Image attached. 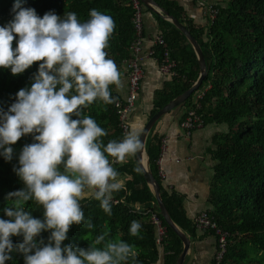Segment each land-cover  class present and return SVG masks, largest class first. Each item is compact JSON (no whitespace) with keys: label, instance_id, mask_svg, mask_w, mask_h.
Here are the masks:
<instances>
[{"label":"trees","instance_id":"obj_1","mask_svg":"<svg viewBox=\"0 0 264 264\" xmlns=\"http://www.w3.org/2000/svg\"><path fill=\"white\" fill-rule=\"evenodd\" d=\"M138 1L142 9L149 10ZM155 1L196 38L207 68L198 89L179 105L184 108L179 122L189 108L199 103L196 112L203 125H226L225 131L215 133L211 140L210 207L206 209L228 232L227 247L220 264H264V0H226L213 4L217 11L212 20L208 18L206 27L193 23L174 0ZM12 3L13 0H0V26L11 19ZM22 6L32 7L38 16L46 11L58 16L71 11L80 22L89 18L90 8L109 15L114 21V29L104 51L115 62L121 73L120 79L127 75L124 62L132 56L131 45L136 36L134 0H25ZM154 16L163 43L153 44L152 55L158 62L167 52L174 66L173 75H168L161 87L154 90L147 118L190 87L199 74L196 55L182 32L169 20L155 13ZM11 45H16L15 34ZM41 62L34 61L17 74L0 67V111L8 109L20 88L30 86ZM108 88L114 97L112 103L104 104L97 99L82 110V115L92 117L105 130L106 134L100 137L101 144L124 137L115 105L123 97L116 85L110 84ZM199 92L202 95L196 98ZM154 126L145 141L149 169L159 183L162 203L173 223L188 238L196 239L198 231L186 215L182 195L162 185L157 162L162 141L161 136L153 132ZM36 134H22L11 143V159L0 156V218L11 219L3 211L5 207L17 204V197L10 193L26 190L14 169L19 167L18 155L22 147L35 142L33 136ZM132 156L133 159L124 158L118 162L109 157L117 173L115 180L123 185L110 194L111 214L101 209L99 201L91 195L92 189L85 186L79 200L84 218L79 224L69 225L61 247L99 248L109 241L123 240L135 249V264H175L182 243L159 214L165 231L160 243H156V230L150 219L158 212L154 194L135 154ZM19 206L32 217L43 220L42 205L29 199L21 201ZM133 220L141 225L135 236L128 231ZM50 232L51 229H42L34 236L38 247L51 243ZM101 235L103 239L96 243V237ZM10 240L13 249L4 264H24V254L16 250L22 235L10 234Z\"/></svg>","mask_w":264,"mask_h":264},{"label":"clouds","instance_id":"obj_2","mask_svg":"<svg viewBox=\"0 0 264 264\" xmlns=\"http://www.w3.org/2000/svg\"><path fill=\"white\" fill-rule=\"evenodd\" d=\"M24 2L13 0L11 19L0 26V67L17 74L34 61L42 62L30 86L20 88L8 109L0 111V156L11 159V143L22 134H37L35 142L22 147L14 169L26 190L10 193L17 204L3 209L11 219L0 218V264L13 249L10 234L22 235L16 250L24 254V264H135L137 253L123 240L99 248L61 247L69 225L84 218L79 203L84 187L92 189L101 209L111 214L110 194L123 185L115 180L109 157L123 161L142 147L135 131L101 144L105 130L82 115L94 100L112 103L108 86H120L121 73L104 51L114 21L95 8L83 22L71 11L38 16L32 7H23ZM29 199L42 205L43 220L19 206ZM140 227L131 221L129 234L137 235ZM42 229H51V243L38 247L34 236ZM102 239L97 236L96 243Z\"/></svg>","mask_w":264,"mask_h":264},{"label":"crops","instance_id":"obj_3","mask_svg":"<svg viewBox=\"0 0 264 264\" xmlns=\"http://www.w3.org/2000/svg\"><path fill=\"white\" fill-rule=\"evenodd\" d=\"M184 10L186 16L195 24L208 25L209 5L223 3L226 0H174ZM142 36L140 43V63L142 67L141 87L129 116V132H140L152 107L154 90L160 88L169 77L158 70L156 58L152 55L154 39L158 36V25L154 13L146 8L141 11ZM118 91L124 98L128 92L127 75L120 79ZM139 108V109H138ZM183 107H175L163 114L156 122L153 132L161 136V152L158 168L161 171L162 185L174 190L183 197L187 217L192 220L201 210L209 209L208 203L213 160L209 155L211 140L220 124L209 123L194 128L186 136L179 126ZM133 159L126 156L125 159ZM194 246L191 264H213L215 238L210 233L197 232V238H189ZM189 255L184 258V264Z\"/></svg>","mask_w":264,"mask_h":264},{"label":"built area","instance_id":"obj_4","mask_svg":"<svg viewBox=\"0 0 264 264\" xmlns=\"http://www.w3.org/2000/svg\"><path fill=\"white\" fill-rule=\"evenodd\" d=\"M134 28L136 36L131 45L132 56L127 58L124 62V67L127 72L128 79V92L124 98H121L116 101V108L119 114V124L122 128L123 134H127L129 131V116L133 111L135 100L139 94L141 87V78H142V67L140 63V43H141V34H142V25H141V11L142 5L138 0H134ZM209 20H212L216 14V8L213 5L207 7ZM154 42L163 43V39L160 35L156 36ZM158 70L161 73L167 75H173V66L174 62L171 60L167 52L163 53L160 61L157 62ZM202 92H199L196 95V98L201 97ZM199 107V103H196V106L189 108L184 118L179 122V126L182 129L183 133L188 136L190 132L198 127L203 125L201 117L197 114L196 109ZM116 162V161H115ZM158 162V161H157ZM159 169V168H158ZM159 175L161 171L159 169ZM151 223L155 226L156 230V243L159 244L164 236V228L161 224L160 219L158 218V212H155L151 215ZM195 229L200 233H210L215 238V252L213 256V264H220L227 247L228 232L222 229L214 217L206 210L199 211L194 218L192 219Z\"/></svg>","mask_w":264,"mask_h":264},{"label":"water","instance_id":"obj_5","mask_svg":"<svg viewBox=\"0 0 264 264\" xmlns=\"http://www.w3.org/2000/svg\"><path fill=\"white\" fill-rule=\"evenodd\" d=\"M140 2L149 10H151L153 13L158 14L165 18L166 20H169L177 29H179L182 34L185 36L187 41L190 43L198 64H199V74L196 78V80L193 82V84L188 87L186 90H184L182 93L178 94L171 100H169L167 103H165L161 108H159L156 112H154L150 117L147 118L143 126L141 127L140 132L138 133V139L142 145L141 149L135 153V160L143 174V177L151 190L153 191L154 198H155V205L158 209V214L162 218V220L165 222V224L179 237L181 243H182V251L176 260L175 264H184V258L186 255H189V259L185 264H191L193 259V253H194V246L193 243H191L190 239L182 233L179 228L173 223L171 218L169 217V214L167 210L165 209L162 199L160 196V188L159 183L157 180L153 177L150 169H149V160L148 156L145 151V141L147 138V135L155 122L165 113L169 112L171 109L179 106L181 103H183L194 91H196L199 87V85L202 83L203 78L205 77L207 73V68L205 64V60L203 57V53L201 51L200 45L195 37L191 35L189 30L177 19L169 15L163 8H161L158 3L155 0H140ZM145 157V161L143 162V158Z\"/></svg>","mask_w":264,"mask_h":264},{"label":"rangeland","instance_id":"obj_6","mask_svg":"<svg viewBox=\"0 0 264 264\" xmlns=\"http://www.w3.org/2000/svg\"><path fill=\"white\" fill-rule=\"evenodd\" d=\"M138 109H139V108H138ZM171 110H172V109H171ZM224 127L226 128V125H225V124H220V125H219V129H220V128L223 129ZM225 128H224V129H225Z\"/></svg>","mask_w":264,"mask_h":264},{"label":"bare ground","instance_id":"obj_7","mask_svg":"<svg viewBox=\"0 0 264 264\" xmlns=\"http://www.w3.org/2000/svg\"><path fill=\"white\" fill-rule=\"evenodd\" d=\"M145 161V157L143 158V162Z\"/></svg>","mask_w":264,"mask_h":264}]
</instances>
